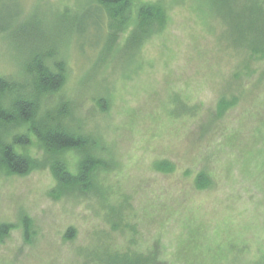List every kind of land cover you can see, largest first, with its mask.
<instances>
[{"label":"rangeland","instance_id":"1","mask_svg":"<svg viewBox=\"0 0 264 264\" xmlns=\"http://www.w3.org/2000/svg\"><path fill=\"white\" fill-rule=\"evenodd\" d=\"M86 1L0 0V74H12L20 56V45L1 33L7 26L59 37L83 130L100 135L114 159L99 173L104 200L94 192L53 196L49 164L0 173V224H13L0 238V264H86L113 244L151 254L152 264H264V56L236 52L222 23L193 0H152L164 4L166 21L137 49L124 48L128 29L108 27L104 17L99 31L86 17L83 35L70 34ZM108 35L115 36L110 46ZM236 71L246 89L217 119ZM174 94L196 105L197 115L170 117ZM27 152L45 159L34 138ZM63 157L72 165L79 154ZM163 159L173 172L153 169ZM203 168L214 183L197 190Z\"/></svg>","mask_w":264,"mask_h":264},{"label":"trees","instance_id":"2","mask_svg":"<svg viewBox=\"0 0 264 264\" xmlns=\"http://www.w3.org/2000/svg\"><path fill=\"white\" fill-rule=\"evenodd\" d=\"M193 1L206 16L216 17L222 23V38L236 52H245L247 59L264 56V0ZM84 5L83 9L78 8L81 13L72 17L70 34L83 35L86 17L96 19L94 27L99 31L104 17L110 25L108 27L121 31L128 29L124 48H140L154 28L163 27L166 21V8L159 1L87 0ZM67 13L69 10L59 12V20L63 22ZM87 13L91 15L86 16ZM13 28L11 31L7 26L1 32L8 34L15 45H20V56L12 74H0V173L25 175L35 167L49 164L55 179V187L51 191L53 196H65L76 191L94 192L104 200L106 192L99 182V173L112 168L113 153L100 135L83 130L74 99L66 90L69 64L61 55L63 45L58 42L59 37L54 39V36H45L28 28ZM114 37H106L108 46L113 43ZM243 68L249 69L245 63ZM232 81L236 87L231 90L230 86H226L221 93L213 115L217 119L223 118L225 112L238 103L241 92L246 89L243 82L239 85L237 71ZM171 101L170 117H194L198 113L197 106L179 94H174ZM97 104L101 110L108 108L105 98H99ZM32 138L38 141L45 153L42 161L27 152ZM69 151L79 154L72 165L63 157ZM153 169L171 173L175 164L166 159L157 160ZM213 183L212 175L204 168L194 179L197 190L207 189ZM111 212L120 217L115 207ZM118 224L119 221L113 222L114 227ZM12 228L13 224L1 223L0 238ZM72 233L73 228H69L65 237L70 238ZM28 234L26 218L24 235L27 241ZM152 257L151 254H141L113 244L106 246L86 264H152Z\"/></svg>","mask_w":264,"mask_h":264}]
</instances>
